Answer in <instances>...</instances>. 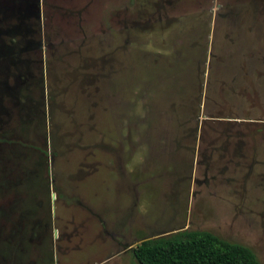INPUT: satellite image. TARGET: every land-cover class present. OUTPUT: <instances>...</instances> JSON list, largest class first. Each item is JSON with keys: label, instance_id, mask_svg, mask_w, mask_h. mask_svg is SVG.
<instances>
[{"label": "rangeland", "instance_id": "1", "mask_svg": "<svg viewBox=\"0 0 264 264\" xmlns=\"http://www.w3.org/2000/svg\"><path fill=\"white\" fill-rule=\"evenodd\" d=\"M2 6L0 264H138L182 230L264 264V0Z\"/></svg>", "mask_w": 264, "mask_h": 264}, {"label": "trees", "instance_id": "2", "mask_svg": "<svg viewBox=\"0 0 264 264\" xmlns=\"http://www.w3.org/2000/svg\"><path fill=\"white\" fill-rule=\"evenodd\" d=\"M132 254L138 264H260L248 247L198 230L144 239Z\"/></svg>", "mask_w": 264, "mask_h": 264}, {"label": "flooded vegetation", "instance_id": "3", "mask_svg": "<svg viewBox=\"0 0 264 264\" xmlns=\"http://www.w3.org/2000/svg\"><path fill=\"white\" fill-rule=\"evenodd\" d=\"M2 1V0H1ZM4 16V9L3 6L0 9V53L3 50L2 48H4V45L7 44L8 38L6 37V31H3V29L6 28V21L3 22V17ZM11 39V38H9ZM7 40V41H6ZM2 49V50H1ZM140 244V243H139Z\"/></svg>", "mask_w": 264, "mask_h": 264}, {"label": "water", "instance_id": "4", "mask_svg": "<svg viewBox=\"0 0 264 264\" xmlns=\"http://www.w3.org/2000/svg\"><path fill=\"white\" fill-rule=\"evenodd\" d=\"M54 199V198H53Z\"/></svg>", "mask_w": 264, "mask_h": 264}]
</instances>
